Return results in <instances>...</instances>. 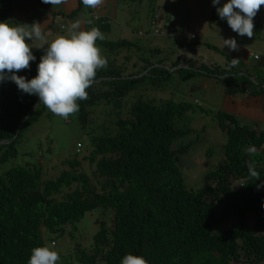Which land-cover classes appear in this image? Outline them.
Masks as SVG:
<instances>
[{
    "label": "trees",
    "instance_id": "obj_1",
    "mask_svg": "<svg viewBox=\"0 0 264 264\" xmlns=\"http://www.w3.org/2000/svg\"><path fill=\"white\" fill-rule=\"evenodd\" d=\"M31 1L0 0V22H11L18 2ZM117 1L143 8L146 3ZM147 3L148 22L138 28L144 37L109 41L118 12L116 19L88 27L104 34L97 44L108 52V64L97 71L88 99L78 101L85 150L55 157L51 142L40 162L22 165L24 137L48 112L42 105L33 112L35 99L11 82H0V264H27L32 248L48 240L56 246L53 236H66L68 243L58 264H120L128 253L145 256L149 264H264V186L257 189L264 181V131L259 122L229 110L233 105L216 111L214 119L227 136L225 162L207 172L202 188L190 190L182 160L199 145L208 126H189L209 112L198 99L174 101L176 91L171 92L176 75L178 83L217 76L227 97L261 98L264 78L253 79L243 69L222 70L196 57L157 60L161 50L153 49L149 31L161 7ZM165 8L167 38L184 45L187 35L173 22L175 10ZM263 13L261 6L254 17L258 30ZM184 61L186 67H179ZM102 104L119 113L96 120L95 108ZM250 145L256 154L246 151ZM250 161H255L260 180L250 178ZM96 210H101L99 229L88 234L79 222Z\"/></svg>",
    "mask_w": 264,
    "mask_h": 264
},
{
    "label": "rangeland",
    "instance_id": "obj_2",
    "mask_svg": "<svg viewBox=\"0 0 264 264\" xmlns=\"http://www.w3.org/2000/svg\"><path fill=\"white\" fill-rule=\"evenodd\" d=\"M148 2L155 7H161L158 11H162L164 7H167L165 9L170 13L171 8H173L175 10V16L173 15L175 26L183 31L184 35H187V41H185L184 45H181L182 42L180 40H170L167 37H152L151 39L155 47H157L153 49L161 50L156 55L157 60L167 58L169 61H175L178 58L189 59L196 57L200 58V62L207 65L212 63L224 69L229 62L225 56V53H227L231 57L230 59H238L236 67H241L248 71L252 77L261 74L262 76L258 77V79L264 78V70H257L258 66H261L260 61H256L249 54H245L248 51L249 53L264 55V13L259 16L262 27L259 30L254 27L253 37L248 38L247 36H238L237 33L231 30L226 20H221L218 17L212 0H148ZM225 2L227 0H221L220 6ZM16 8H18V3ZM117 11L118 18L114 21L113 29L117 28L118 31L116 34L115 32L110 34L109 39L111 41H118L120 39L134 40L135 37L129 32L132 31L134 33V28L138 30L139 27L148 21V18L145 19L143 5L119 3ZM17 16L18 14L15 11L9 23L15 25ZM158 27H164L161 19L158 20ZM192 34L196 35L198 39L196 42L190 43V41H193L190 38ZM51 38L52 36L48 37V40L51 41ZM228 38H235L237 40V43L240 45L239 51H231L227 46H224L223 39ZM37 44L38 42L33 43L32 52L37 51L43 54V49L35 48ZM147 47L150 48L148 43ZM215 47L225 52L224 55L218 53ZM100 48L102 55L104 57L108 56V52L102 49V46ZM172 84L171 92L173 89L176 91L175 95L172 96L174 101L193 102V100L198 99L200 106L209 112V115L203 116V118L196 117L194 120L196 124L192 127L189 126V128L197 130L208 126V130L205 135L200 137L197 143L199 145L193 152L182 160L186 185L190 190L197 191L205 185L207 172L225 162L224 146L227 142V136L219 129L218 123L214 119L216 111L225 109L224 105L227 98L225 87L214 76L213 78L204 76L189 78L186 81L183 80L178 83L176 75L173 78ZM194 90H196L195 93ZM260 100L262 101V105L260 104ZM263 101L264 99L253 101L255 103L253 104L252 111L255 114V118L249 113L247 116L248 119L259 122L261 129L264 131ZM230 108H233L237 112L239 110L237 106L229 107V110ZM102 109L103 107L99 108L95 115L96 120L100 122L103 121ZM47 112L52 114L49 110ZM48 113L45 112L39 121L30 128V131L26 133L22 144V165L40 162L44 157V147L47 150L51 142H53V145H51L55 157H58L62 153L74 154V150L78 149L79 143L84 146L83 149L85 150L87 136L82 131L80 122L77 120V114L75 113L65 120L54 114L50 118L51 116L49 117ZM241 119L245 120L244 118ZM40 145L43 146V150L40 149ZM210 151L212 152L211 154ZM100 211L96 210L93 213L86 214L84 219L79 222L81 229L88 234L97 233L99 225L96 223V216L100 214ZM52 241L56 242V246L54 247L58 253L68 246L66 236H53ZM47 245L53 246L49 240Z\"/></svg>",
    "mask_w": 264,
    "mask_h": 264
},
{
    "label": "clouds",
    "instance_id": "obj_3",
    "mask_svg": "<svg viewBox=\"0 0 264 264\" xmlns=\"http://www.w3.org/2000/svg\"><path fill=\"white\" fill-rule=\"evenodd\" d=\"M42 2L60 5L64 3V0H42ZM81 2L84 6L83 9L87 8L90 12L87 28H83L82 20L77 18L69 27L63 24L60 27H54L60 34L54 39L51 38V41L48 40L49 31L45 32L44 23L33 21L31 24H27L17 18L16 20L21 23L13 25L8 20L0 22V82H11V84L17 85L18 89L32 101L35 99L33 112L42 105L45 106L46 111L49 110L52 114L67 120L79 111L78 101L88 99L87 89L92 86L97 71L107 67L108 60L102 55L100 45L97 44L98 40L105 39L104 34L98 27L88 29L90 24L105 19L101 16L100 7L104 0H81ZM212 4L216 7L218 17L221 20H226L233 32L241 37H253L254 17L261 6H264V0H227L222 6H220L221 0H212ZM26 5L18 2L17 10ZM159 19L164 23L162 28L158 27ZM169 26L166 11L162 10L151 24L149 35L167 37V27ZM133 32V36L144 37L147 35L137 29H134ZM195 36L192 34L191 38ZM108 40L111 41L109 38ZM34 42H38L35 48L43 49V54L37 51L32 52ZM223 44L231 51H239L240 45L235 38L223 39ZM245 54H249L256 61L264 57V55L248 51ZM225 56L229 60L228 64L224 69L220 66H217L218 68L228 71L243 69L235 66L238 59H230L231 57L227 53ZM255 56L257 57L255 58ZM39 59L40 62L37 63ZM179 67L185 68L186 61ZM20 71L24 72V76L17 75ZM243 71L250 74L244 69ZM101 107H103V120L108 114L117 116L119 113V111H113L111 106L102 104L95 108L93 117ZM124 113L126 112L124 111ZM82 147L83 145L79 143L78 149L75 151L79 153ZM246 151L252 155L257 153L254 145L248 146ZM247 168L250 178L255 181L260 180L255 161L247 162ZM262 186H264V181L257 185V189ZM52 245L45 244L32 248L27 264H58L61 259L60 253L55 250V244L52 243ZM120 264H149V262L143 255L128 253L121 259Z\"/></svg>",
    "mask_w": 264,
    "mask_h": 264
},
{
    "label": "crops",
    "instance_id": "obj_4",
    "mask_svg": "<svg viewBox=\"0 0 264 264\" xmlns=\"http://www.w3.org/2000/svg\"><path fill=\"white\" fill-rule=\"evenodd\" d=\"M23 7V6H22ZM101 7V16L107 20H114L117 18V10L119 7V2L117 0H104V3L100 6ZM149 9L147 1L143 8V12L145 11V19L149 18ZM89 9H81L80 0H64V3L60 5H51L43 3L42 0H34L28 3L23 8L17 10V19L27 22V24L33 23V21H38L40 23H44L45 32H48V36H52L54 39L60 33L54 28L56 26L60 27L61 24L70 26V24L80 18L82 20V27L87 28V24L89 22ZM88 11V12H87ZM146 22V20H144ZM148 22V21H147ZM52 29V30H51ZM113 29V26H112ZM135 29V28H134ZM133 29V30H134ZM126 32L127 30L124 29ZM116 32V29L112 30ZM108 34V38L110 34ZM133 34L132 31L129 32ZM260 65L264 66V57H261ZM256 99H264V96L261 98H250V99H238V98H226V105H233L239 107L238 113L241 117L248 119L247 114L253 115L254 112L252 111L253 102ZM260 104L262 105V101L260 100ZM264 104V101H263ZM250 115V116H251ZM255 118V117H254ZM249 120V119H248Z\"/></svg>",
    "mask_w": 264,
    "mask_h": 264
},
{
    "label": "built area",
    "instance_id": "obj_5",
    "mask_svg": "<svg viewBox=\"0 0 264 264\" xmlns=\"http://www.w3.org/2000/svg\"><path fill=\"white\" fill-rule=\"evenodd\" d=\"M257 56H255V58H256Z\"/></svg>",
    "mask_w": 264,
    "mask_h": 264
}]
</instances>
